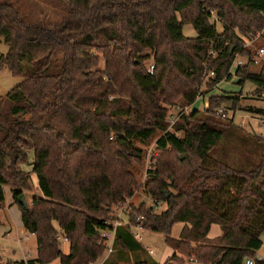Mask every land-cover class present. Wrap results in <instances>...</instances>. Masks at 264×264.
<instances>
[{
    "label": "trees",
    "instance_id": "trees-1",
    "mask_svg": "<svg viewBox=\"0 0 264 264\" xmlns=\"http://www.w3.org/2000/svg\"><path fill=\"white\" fill-rule=\"evenodd\" d=\"M61 1L66 15L54 25L26 22L10 1H0V37L7 45L0 67L22 78L0 96V212L7 186L23 228L36 239L35 259L8 264L97 260L104 251L100 233L112 229L109 206L141 185L153 203L133 207L131 225L165 235L173 253L163 264H184V258L243 264L245 257L264 264L255 259L264 231V154L252 170L211 156L233 126L213 119L221 118L215 110L231 109L236 98L210 95L204 117L194 109L174 124L181 135L167 131L166 122L167 105H192L232 79L235 54L251 57L244 38L264 28V0ZM187 23L195 37L183 35ZM246 66L235 71L237 85L249 81L264 90L263 73ZM210 72L214 77L206 80ZM157 132L158 153L140 185V145ZM31 173L42 196L25 209L18 198L30 191ZM160 202L166 208L157 213ZM212 225L221 232L215 238L208 237ZM115 235V246L142 248L127 227H116Z\"/></svg>",
    "mask_w": 264,
    "mask_h": 264
},
{
    "label": "rangeland",
    "instance_id": "rangeland-1",
    "mask_svg": "<svg viewBox=\"0 0 264 264\" xmlns=\"http://www.w3.org/2000/svg\"><path fill=\"white\" fill-rule=\"evenodd\" d=\"M9 1L15 7L20 17L24 21L30 23L45 22L54 25L59 23L66 15V6L61 0ZM211 22L214 23V18L211 19ZM215 23L217 31L221 32L223 29L222 25L217 21ZM182 33L185 37L196 36V32L192 25L188 23L183 25ZM249 38L244 39L246 40ZM254 46L264 48V38L256 40ZM249 49L251 51V57L240 55L237 59H240L243 63H245L244 65L247 64V71L257 73L262 72L264 75V58H256V63H253L252 61L249 62L248 59L250 60L255 56L253 47H250ZM6 51L7 45L3 42V38L0 37V55L6 53ZM150 62L151 60L148 61V63ZM98 66L99 69L102 70L103 60L101 56L99 57ZM234 74L235 73H232V79L230 81H222V83L220 82L221 84L219 83L218 85H215L214 88L210 90V93H201L199 96L204 98V101L197 102L194 105V109L199 110V117H204V111L208 107L207 98L210 95H226L228 97L236 98V104H234L231 109H227L224 106L220 107L225 115L224 117L220 116L221 118H217L213 116V119H217L218 121L224 123L231 120L233 122V126H230L225 130L223 138L213 148L211 156L212 158L225 162L234 168L240 170H252L257 164H259L260 159L264 154V114L256 112L258 110L264 111V90L257 89L255 85L249 81L244 82L241 86L237 85V78ZM21 80V77L12 75L7 68L0 67V96L6 95L14 86L18 85ZM200 89L201 91H205L206 86L204 83L201 85ZM196 100H200V98H197ZM175 105L180 106L181 109H184L185 106H187L177 101L174 102V105L166 106L167 112H173L176 114L180 109L173 107ZM194 109H192V111ZM180 117H178L176 122L180 120ZM166 122L168 124L167 131L175 132L176 135H181L180 132H176L174 130V124L171 125L168 121ZM159 135L160 133H155L146 144L143 146L140 145L145 155L140 185L146 179L147 175L144 174V169L149 164V160L153 154L158 153L155 150V141L156 137ZM30 159L31 156L29 160ZM24 170L29 172L31 170V166L25 165ZM29 182L31 189L30 191H24L23 195L27 205L31 206L32 199L34 197H41L42 194L39 191L37 181L33 173L30 174ZM8 193L9 192L7 190L5 205L6 201L8 202L11 199V196ZM142 202L145 203L146 206L153 203L152 199L145 195L141 185V187L139 186V188L134 190L132 196L125 198L123 202L109 206V222L115 223V218L118 217V222H120L123 227H127L130 232L135 231L140 235L138 242L142 248L135 252H130L119 245H112V251L107 254V250L103 247L104 251L99 259L107 255V259L104 264H140L139 262L141 261L161 262L162 260L165 261L167 258L172 256V250L164 243V234L153 232L145 228L138 231L132 227L130 219L133 214V207ZM165 208L166 204L160 202L159 205L155 207L154 211L159 213ZM141 218L142 217H136L135 221ZM0 219H6L8 229L10 230L9 235L7 237H3L4 229L0 228V251H3L2 255L0 252L1 262L3 264H8L16 260H20L23 256H34L36 251V241L34 242L30 233L23 228L20 221V215L17 210L9 211L6 207L3 208L0 213ZM180 229L181 225L175 224L172 228L171 236L173 238H177L179 236ZM216 229H218V226L211 229L209 234L210 237L214 236ZM260 240L262 241V246L258 255L260 257H264V231L260 234ZM59 244L63 252L68 250L67 240H65V238L60 237ZM145 248L153 250V253L149 254ZM183 262L184 264H197V262L191 258H184ZM161 263L163 264L164 262ZM51 264L60 263L55 260L52 261Z\"/></svg>",
    "mask_w": 264,
    "mask_h": 264
},
{
    "label": "built area",
    "instance_id": "built-area-1",
    "mask_svg": "<svg viewBox=\"0 0 264 264\" xmlns=\"http://www.w3.org/2000/svg\"><path fill=\"white\" fill-rule=\"evenodd\" d=\"M260 38H264V28L258 32H256L254 35H252L249 39H244V45H243V48H250V47H253L254 51H255V58L253 57L252 59H248L249 62H253V63H256V58H264V48L263 47H255L254 44H255V41L260 39ZM236 57L234 58L233 62H232V65L229 69V73L232 74V73H235L236 69L238 67H241L243 66L245 63H243L240 59H237V57H239L240 55L239 54H236L235 55ZM153 66L151 65L149 67L150 70H152ZM214 77V74L213 72H210L206 79H210V78H213ZM218 85V84H217ZM210 93V92H209ZM200 98V100H196L192 105L190 106H185L184 109H181L180 106L178 105H175L173 107H175L176 109H180L176 114L173 113V112H168L167 116H166V121H168L171 125L175 124L178 117H180L183 113L187 114V113H190L192 111V109H194V105L197 103V102H203L204 101V98L198 96V99ZM203 100V101H202ZM207 104V103H206ZM215 114H217L218 116H222L224 117V113L222 111L221 108H217L215 110ZM157 205V203L155 204ZM118 217L115 218V223H111L112 225V229H107V230H103L101 231L100 235H101V240H102V243H103V246L104 248L107 250V254H109L111 251H112V245H114V242H115V238H116V235H115V228L118 227V226H123L120 222H118ZM140 220V219H138ZM132 227L135 229V230H141L143 229L142 228V223H137L136 225H132ZM132 233V236L133 238L138 242V239H140V235L135 232V231H131ZM66 240V238H65ZM146 251L149 253V254H152L153 253V250L149 249V248H146ZM107 259V255L103 258H98L97 260L93 261V262H90L89 264H104V262L106 261ZM0 264H3L0 260ZM38 264V263H36ZM243 264H254V259L251 258V257H245L244 258V262Z\"/></svg>",
    "mask_w": 264,
    "mask_h": 264
},
{
    "label": "crops",
    "instance_id": "crops-1",
    "mask_svg": "<svg viewBox=\"0 0 264 264\" xmlns=\"http://www.w3.org/2000/svg\"><path fill=\"white\" fill-rule=\"evenodd\" d=\"M4 1V0H3ZM7 1H9V0H7ZM222 83V82H221ZM220 83V84H221ZM203 101V100H202ZM7 190H8V194H10V196H11V199L7 202L6 201V205H5V200H6V193H7ZM7 208V210H9V211H14V210H17V212L19 213V215H20V221H21V212H19L20 210L18 209V207H17V205L14 203V201H13V196H12V193H11V190H10V188H7V186H5L4 187V207L3 208ZM3 210V209H2ZM1 210V211H2ZM1 213V212H0ZM21 224H22V222H21ZM180 225H181V229H182V227H183V224H181V223H179ZM23 226V225H22ZM213 227H217V225H212L211 226V228H210V230H209V233H208V237L209 238H215V237H217V236H219L220 235V229H219V227H218V229H216V231H215V234H214V236L213 237H210V231H211V229L213 228ZM0 228L1 229H4L3 230V237H7L8 235H9V233H10V230L8 229V224H7V222H6V219H0ZM180 229V230H181ZM30 236H32L33 237V240H34V242L36 241V239H35V236L33 235V234H30ZM145 250H146V248H145ZM1 252V255L3 254V251L1 250L0 251ZM259 252V251H258ZM64 253H67V251H64ZM35 257H36V251H35V254H34V256H23L20 260H16V261H14V262H19V261H27V260H30V259H35ZM262 259H264V257L262 256L261 257ZM55 261V260H54ZM58 261V260H57ZM166 261V260H165ZM14 262H12V263H14ZM161 262H164L163 260L161 261ZM161 262H157V263H159V264H162ZM52 263V262H51ZM51 263H48V264H51Z\"/></svg>",
    "mask_w": 264,
    "mask_h": 264
},
{
    "label": "water",
    "instance_id": "water-1",
    "mask_svg": "<svg viewBox=\"0 0 264 264\" xmlns=\"http://www.w3.org/2000/svg\"><path fill=\"white\" fill-rule=\"evenodd\" d=\"M18 199H19V204L22 205L25 209H27L28 208V205H27V202L25 200L24 195L23 194H20ZM260 258L261 257L258 254L255 257L256 260H259Z\"/></svg>",
    "mask_w": 264,
    "mask_h": 264
}]
</instances>
